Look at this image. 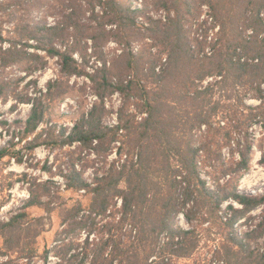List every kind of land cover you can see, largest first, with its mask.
<instances>
[{
  "label": "trees",
  "instance_id": "obj_1",
  "mask_svg": "<svg viewBox=\"0 0 264 264\" xmlns=\"http://www.w3.org/2000/svg\"><path fill=\"white\" fill-rule=\"evenodd\" d=\"M190 3L156 0V5L166 10V18L149 17L145 29L150 39L164 47L159 53L165 55L161 62L162 56L149 52L148 66L144 54L131 47L134 33L140 29L136 19L139 10L123 0H69L66 22L49 26L45 22H17L7 37L0 25V101L12 98V107L30 103L23 129L0 147V159L12 157L21 162L23 153L14 147L22 140L30 151L40 143L78 142L91 145L96 152L108 149L116 139L122 144L119 158L109 162L92 183L75 169L69 173L64 189L86 196V205L80 200L68 204L58 189H51V180L30 184L21 208L7 220L0 219L1 255L15 254L24 264H33L35 258L42 264H179L178 260L191 257V264H264V246L260 252L248 242L264 237V211L262 221L250 231L241 235L234 227L241 216L264 206V194L242 193L236 187L250 167L252 142L248 132L241 140L231 142V129L225 128V121L234 119V107L212 100L216 89L224 91V99H229L234 87L250 85L264 104V89L260 87L264 83V0H198V5H209L219 24L218 46L214 45L209 54L202 52L203 41L193 49L184 39L183 16L190 7L183 9L182 4ZM6 14L0 12V17ZM106 22L113 27L107 29ZM69 29L71 32L66 33ZM55 36L59 37L58 44ZM82 37L96 45L113 39L123 48L108 64L103 61L89 73L85 54L79 61L73 56ZM38 49L44 54L35 51ZM46 57H56L62 75L86 76L98 103L71 127L51 124L52 128L58 126L57 134L51 132L42 140H37L39 136L27 139L45 119L53 98L66 90H55L62 81L55 78L47 82L45 91L37 86L33 95L16 91L20 76L13 81L5 71L14 65H23L29 72L42 70L47 65ZM123 74L127 78H122ZM113 75L118 79L113 81ZM208 76L218 79L199 84ZM32 83L36 85L35 80ZM114 91L121 96L118 122L104 125V99ZM234 97L235 102H241L238 94ZM130 104L145 115L137 120L135 114H127ZM256 115L250 112L249 119ZM5 124L7 121L0 118V126ZM242 124L236 120L230 125L239 128ZM203 125L206 139L196 146L194 133L201 132ZM224 145L237 156L228 154L225 158ZM215 160L221 167H216ZM261 160L264 162V150ZM206 165L214 168L209 172L214 173L216 188L199 174V168ZM226 175L221 181L219 176ZM229 199L240 207L227 203L223 215H219L221 203ZM31 206L42 208L45 214L32 215L28 210ZM54 210L60 217L59 228L53 243L44 244L39 253L37 238L46 230ZM179 213L191 224L197 219L200 224L206 221V225L216 226L217 236L213 238L210 234L214 233L205 229L207 248L201 255L197 254L201 240L197 227L178 225ZM214 240L216 244H209Z\"/></svg>",
  "mask_w": 264,
  "mask_h": 264
},
{
  "label": "rangeland",
  "instance_id": "obj_2",
  "mask_svg": "<svg viewBox=\"0 0 264 264\" xmlns=\"http://www.w3.org/2000/svg\"><path fill=\"white\" fill-rule=\"evenodd\" d=\"M131 6L132 9L137 8L139 12L136 14L138 26H140L138 33H134V41L131 43L133 50H137L143 53L145 66H148L147 58L151 55L162 56L161 62L164 60V53H159L164 47L159 46V43L148 37V31L145 26L147 25L148 18L164 20L166 18V10L156 5V0H123ZM189 6L182 4L183 9L190 7V12L184 11L183 16V28L182 33L184 39L191 44L193 49L199 41L204 42L202 52L209 54L213 50V46L217 45V39L219 34V24L216 23L209 5L207 3H201L198 5V0L191 1ZM0 12L7 13L5 16L0 17V25L3 29V36L7 37L12 30V24L25 22L31 23H43L47 26L53 25L57 22H66L65 15L68 12L69 0H0ZM2 16V15H1ZM11 18V22L7 20ZM105 27L109 29L113 25L109 22L105 23ZM67 32H71L69 29ZM65 33V34H66ZM70 37V36H69ZM58 38L54 37V42L58 44ZM156 40V39H155ZM34 43V42H32ZM157 44V45H156ZM3 45H7L6 42ZM79 50L73 53V56L79 61L80 55L86 56L88 60L86 70L92 73L93 70L100 66L103 61L108 64L110 59L122 51L123 46L118 45L113 39L95 44L90 38H83L78 45ZM33 48H30L32 50ZM81 50V51H80ZM40 54H44L42 50H35ZM150 52V54H149ZM200 52V56L203 53ZM202 53V54H201ZM47 65L42 70H36L29 72L23 69V65L19 67L17 65L10 66L6 69L8 77L16 81V91L29 92L33 95L37 88H41L45 91L47 82L55 78H61V85L55 90H66L57 97L53 98L50 103L49 111L46 114L45 119L39 123L35 132L31 133L27 139L39 136L37 140L46 138L48 134L58 133V126H72L74 120L79 116L85 114L93 104L98 103V98L94 94L91 88V82L86 76H65L60 74L59 65L56 57H46ZM159 65L156 66V69ZM27 73V74H26ZM25 75V76H24ZM24 76V77H23ZM124 76V77H123ZM119 76L113 75L112 79H118ZM122 78H127V75H122ZM217 76H208L203 79L199 84L204 85L206 82H213L217 80ZM247 79V78H246ZM35 80L36 85L32 83ZM264 81V80H263ZM151 83H149L150 85ZM37 86V88H36ZM260 87L264 89V83H261ZM234 91H231L229 99H224V91L216 89L212 100L219 99L221 103H227L234 107V119L225 121V128L231 129V142L235 139H240L244 133L248 132V140L252 142V148L250 153V167L240 177L236 187L242 193H248L252 195L261 196L264 194V162L261 160L262 151L264 150V104L260 103V99L257 98L256 90L250 85H243V87H234ZM229 93V91H228ZM238 94L240 101H234ZM264 94V92H263ZM14 99L10 98L6 102L0 101V118L5 119L7 124L0 126V147L5 145L12 137L13 133H18L23 129L24 121L28 115L30 109V103H17L15 107H12ZM244 104V105H243ZM121 105V96L118 91H114L104 99V114L102 115V123L104 125H113L117 121L118 108ZM263 105V106H262ZM260 106V107H259ZM252 109V110H250ZM250 112H255L257 115L253 119H249ZM127 114H135L138 120L140 116H144L145 113L138 112L133 104H130L126 111ZM126 114V115H127ZM224 114V112L222 113ZM237 121H242L243 124L239 128H234L231 125ZM221 121V124L225 123ZM51 124H57L56 127H51ZM231 124V125H230ZM204 125L201 127V132L195 131V145L199 146L202 140L206 139L203 136ZM125 131L119 130V134H124ZM17 137L19 135H16ZM17 137L13 138V141L17 142ZM126 136H123L125 138ZM119 138V136H118ZM132 138V137H131ZM128 139V137H127ZM130 139V137H129ZM120 139H116L110 143L108 149H99L98 152L94 151V148L90 146H83L78 142L73 144H54L48 145L46 143H40L33 150H28L25 147V140L19 141L15 145L16 150H20L23 153V160L17 162L12 157H3L0 159V219L7 220L9 216L18 211L21 208L24 201L29 196V186L34 185L35 182H42L44 180H51V189H58L62 198H64L68 204H72L75 200H80L84 205L87 204L86 196H79L71 190L64 189L66 182L68 181L69 173L75 169L80 172L87 182L92 183L93 178L102 173L108 168L109 162L118 159L122 151V144L120 146ZM232 144V143H231ZM119 147V148H118ZM215 147V145H214ZM136 148L132 152H135ZM222 153L225 158L231 153V147L224 145L222 147ZM125 157L124 154L121 156ZM135 158V155H134ZM121 160V159H120ZM122 161V160H121ZM208 164V163H207ZM216 167H221L218 160H215ZM47 167V168H46ZM214 169L213 167H211ZM211 169V170H212ZM209 165L199 168V174L204 178L210 186L216 188V184L213 182V174ZM214 172V170H212ZM217 173V172H216ZM226 176H219L222 181ZM81 194V193H79ZM44 201L48 200L46 197H42ZM227 203H232L236 207H240L238 203L231 199L223 201L219 215H223L226 210ZM54 204V203H53ZM32 215L45 214L42 208L37 206H31L28 208ZM264 206H259L245 215L241 216L238 222L234 225L235 230L239 234L250 231L259 222L262 221V213ZM201 218V217H200ZM197 219L193 220L191 224L188 222L181 213L176 217L177 224L184 228H191L192 225L197 227V233L201 238L197 254H202L206 251L205 236L207 230L214 233L216 226L206 225L207 222L200 224ZM60 217L58 210H54L51 213L50 221L46 225V230L41 233L37 238L36 248L39 253L42 252L44 244L53 243L55 232L59 228ZM211 237L217 236L216 233L210 234ZM264 237L257 239L250 238L249 245L253 248H258L262 251ZM209 244H216V241H211ZM1 245V238H0ZM16 255H1L0 264H24L25 261L21 258H16ZM194 257L188 259L178 260L179 264H191ZM40 258H35L33 264H42Z\"/></svg>",
  "mask_w": 264,
  "mask_h": 264
}]
</instances>
